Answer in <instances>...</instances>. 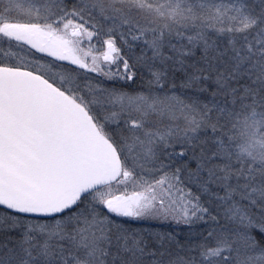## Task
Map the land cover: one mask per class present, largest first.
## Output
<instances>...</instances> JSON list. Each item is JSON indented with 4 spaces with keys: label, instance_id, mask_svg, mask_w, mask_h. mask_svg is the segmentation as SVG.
<instances>
[{
    "label": "snow or ice",
    "instance_id": "snow-or-ice-1",
    "mask_svg": "<svg viewBox=\"0 0 264 264\" xmlns=\"http://www.w3.org/2000/svg\"><path fill=\"white\" fill-rule=\"evenodd\" d=\"M0 264H264V0H0Z\"/></svg>",
    "mask_w": 264,
    "mask_h": 264
}]
</instances>
